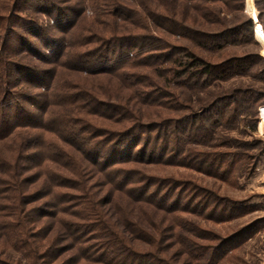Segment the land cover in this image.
<instances>
[{"label": "trees", "instance_id": "16d2710c", "mask_svg": "<svg viewBox=\"0 0 264 264\" xmlns=\"http://www.w3.org/2000/svg\"><path fill=\"white\" fill-rule=\"evenodd\" d=\"M176 1L158 0L161 11L142 0L140 8L129 0H79L74 12L39 7L56 20L74 16L66 27H57L66 37H43L42 51L20 40L37 63L8 59L3 53L7 43L0 45V264H173L160 255L176 246L181 264L221 263L225 242L213 247L196 243L203 237L182 217L187 207L170 202L171 191H163L156 177L129 168L175 160L189 167L190 151L171 139L180 140V134L203 138L207 129L195 124L206 113L149 121L163 118L162 112L149 110L177 111L179 99L172 89L208 85L242 61L213 65L189 47L155 39L149 22L198 49L221 47L218 42L228 32L190 31L182 21L184 9L175 10ZM83 2H93L96 20L107 19L115 27L99 21L103 27L98 31L89 27L87 37L75 35ZM118 21L144 33H133ZM144 44L153 50L140 52ZM129 64L151 74H128L124 68ZM81 73L107 75L119 85L104 99L92 84L74 81H88L78 77ZM232 111L233 118L237 113ZM190 123L196 127L189 128ZM154 133L159 140L152 145Z\"/></svg>", "mask_w": 264, "mask_h": 264}, {"label": "rangeland", "instance_id": "374dc122", "mask_svg": "<svg viewBox=\"0 0 264 264\" xmlns=\"http://www.w3.org/2000/svg\"><path fill=\"white\" fill-rule=\"evenodd\" d=\"M23 1L0 0V45L3 47L7 43L3 53L8 59H30L26 55L27 48L23 47L24 42L42 51L40 40L43 37H66L57 27H66L74 20V16H59L56 20L37 8L52 5L70 8L71 12L79 9V0H42L26 4ZM129 1L140 8L138 0ZM142 1L152 9L162 10L158 0ZM90 3L83 2L85 13L77 21L75 35H80V38L87 37L89 27L98 31L103 27L101 23L107 21L98 17L100 23L95 19ZM176 4L175 10L181 12V7L184 9L186 18L182 21L190 31L210 34L228 32L218 42L221 47L198 49L194 42L156 29L149 22L155 39L177 48L189 47L195 55L213 65L231 60L242 61L239 67L220 73L219 78L208 85L172 89L179 99L177 111L149 110V113H163V118H157L156 115L149 121H176L206 113L195 124L207 129L208 133L203 138H183V134H180V140L171 139L172 143L190 151L191 158L186 159L189 167L178 166L174 164L175 160L172 165L137 163L129 168L138 169L145 176L156 177L162 183L160 187H163V191H171L170 202L176 200L181 207H187L189 213L182 217L194 229L197 227L201 231L200 237H203L194 239L196 243L213 247L220 240L225 242L227 252H224L226 254L220 264H264V138L257 133L258 108L264 104V0H196L190 3L177 0ZM56 22L59 26H56ZM116 24L129 27L133 33H144L132 25L120 24V21ZM106 25L114 26L108 21ZM39 29L44 32H38ZM258 31L260 35H257ZM140 48V52H147L152 51L154 46L144 44ZM30 60L37 63L36 60ZM131 64L124 68L128 74H151L143 67L132 69ZM90 65L94 68L96 63ZM77 75L93 82H75L80 86L92 84L94 91L98 90L104 99L108 93L116 91L118 82L107 75ZM233 109L237 115L232 118ZM222 111L226 112L224 117L217 118ZM101 124L109 125L104 121ZM188 126L196 127L191 123ZM155 135L150 136L152 145L155 140H159V137L154 139ZM204 160L207 162L204 163ZM168 185L170 188L166 187ZM167 251L160 257L172 260L173 264L182 263L179 247H168Z\"/></svg>", "mask_w": 264, "mask_h": 264}, {"label": "built area", "instance_id": "2783aa9c", "mask_svg": "<svg viewBox=\"0 0 264 264\" xmlns=\"http://www.w3.org/2000/svg\"><path fill=\"white\" fill-rule=\"evenodd\" d=\"M257 133L264 138V104L258 108Z\"/></svg>", "mask_w": 264, "mask_h": 264}]
</instances>
